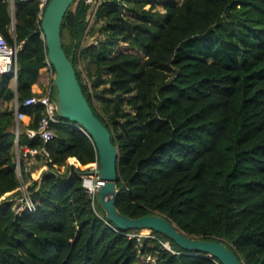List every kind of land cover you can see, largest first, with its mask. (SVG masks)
Masks as SVG:
<instances>
[{"label":"trees","instance_id":"trees-1","mask_svg":"<svg viewBox=\"0 0 264 264\" xmlns=\"http://www.w3.org/2000/svg\"><path fill=\"white\" fill-rule=\"evenodd\" d=\"M157 3L104 0L85 33L89 6L75 0L61 23L83 95L118 147L115 205L264 264V0ZM39 12L40 0H14L13 10L0 0V35L17 46L14 85L0 73V103H11L0 110V264H223L150 229L139 246L127 234L142 229L109 222L82 186L99 166L96 145L73 125H52L51 162L20 163L35 209L15 212L16 149L42 143L26 132L42 106L21 103L50 85Z\"/></svg>","mask_w":264,"mask_h":264},{"label":"water","instance_id":"water-1","mask_svg":"<svg viewBox=\"0 0 264 264\" xmlns=\"http://www.w3.org/2000/svg\"><path fill=\"white\" fill-rule=\"evenodd\" d=\"M75 0H49L40 20L47 56L55 76L53 96L56 113L85 131L94 141L99 166L93 172L101 183L96 189L98 203L109 222L121 230L150 229L160 232L188 252H204L218 258L223 264H243L237 255L220 241H205L185 235L177 226L160 215L132 218L122 214L115 205L117 188L118 147L111 141V133L94 114L76 77L75 69L63 50L60 28L64 15ZM12 21L15 23L14 15ZM14 34V26H13ZM167 249L170 250L169 244Z\"/></svg>","mask_w":264,"mask_h":264},{"label":"built area","instance_id":"built-area-1","mask_svg":"<svg viewBox=\"0 0 264 264\" xmlns=\"http://www.w3.org/2000/svg\"><path fill=\"white\" fill-rule=\"evenodd\" d=\"M49 0H40V12L38 14V29L41 30L40 20L43 14V10ZM11 9H14V0H9ZM104 0H84V3L89 6L88 9V24L85 33L88 28L95 20V15L98 8L103 4ZM14 23L12 21L11 24V32L13 33ZM41 35L44 37L43 32L41 30ZM14 36V34H13ZM46 67L45 70L49 73L50 85L47 88L46 94L43 97L37 98L32 97L29 99H25L21 105H36L39 104L43 108L42 116L39 120L38 127L35 130H27V135L29 139L38 138L42 142L41 145L36 147L24 146L22 150L16 149L15 152V164H16V173L20 180V184L18 187V196L15 198V204L13 206L15 212H20L23 210L33 211L35 209V205L31 199V195L27 190L28 183L23 181L22 171L20 167V163L23 162L26 170L28 171L35 163L36 157H40L44 164L51 162V157L49 150L47 148V144L55 137V132L52 129L53 124H68L73 125L71 122L64 121L61 119L56 113V107L54 104V91L52 86L53 79L55 76V72L52 64L50 63L47 53H46ZM0 73H12L13 81L17 78V46L14 43L13 45H9L2 35H0ZM4 65V66H2ZM3 67H6L7 70H4ZM17 112V106H15V113ZM18 130L15 131V135L18 136ZM97 168V163H95L94 167H90V172L82 174V186L85 188V191L90 195L93 200L96 196V189L101 184L97 177L93 175V172ZM128 237L135 238L138 245H141V239L143 237H153L151 231L149 233L143 234V231H139L136 233L127 234ZM168 244V243H167ZM167 244H163L165 248H167ZM141 258V257H140ZM154 259L150 256L146 258L145 261H139L136 264H153Z\"/></svg>","mask_w":264,"mask_h":264},{"label":"rangeland","instance_id":"rangeland-1","mask_svg":"<svg viewBox=\"0 0 264 264\" xmlns=\"http://www.w3.org/2000/svg\"><path fill=\"white\" fill-rule=\"evenodd\" d=\"M165 1L166 0H158V3H157V5H156L155 8L158 9V10H160V11H163V4H164ZM175 1L176 2H180L181 0H175ZM98 37H99L98 33H95L94 36L90 39V41H93V40H95ZM120 49L126 50L124 45H118L116 47V50H120ZM133 52H136V51H133ZM78 68L81 69V66H78ZM94 165H95V163L93 165H91L90 167H94ZM37 176L38 175L36 173V176H34V178H36ZM142 231H143V234H146V233H149L150 232V230L149 229H146V228L145 229H142ZM165 244H167V243H165Z\"/></svg>","mask_w":264,"mask_h":264},{"label":"crops","instance_id":"crops-1","mask_svg":"<svg viewBox=\"0 0 264 264\" xmlns=\"http://www.w3.org/2000/svg\"><path fill=\"white\" fill-rule=\"evenodd\" d=\"M13 85H14V81H13V83H12ZM11 105V103H0V110H2L4 107H6V106H10Z\"/></svg>","mask_w":264,"mask_h":264}]
</instances>
